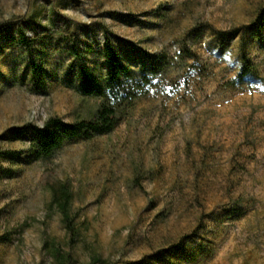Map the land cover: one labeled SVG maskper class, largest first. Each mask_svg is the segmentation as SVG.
I'll return each mask as SVG.
<instances>
[{"label":"rangeland","instance_id":"rangeland-1","mask_svg":"<svg viewBox=\"0 0 264 264\" xmlns=\"http://www.w3.org/2000/svg\"><path fill=\"white\" fill-rule=\"evenodd\" d=\"M4 25L34 41L0 36V264H54L53 240L70 264H264V0H0ZM105 38L134 71L162 65L160 84L109 132L35 156L13 128L89 118L101 100L78 92L80 66L105 75ZM243 51L259 76L228 85Z\"/></svg>","mask_w":264,"mask_h":264},{"label":"trees","instance_id":"trees-1","mask_svg":"<svg viewBox=\"0 0 264 264\" xmlns=\"http://www.w3.org/2000/svg\"><path fill=\"white\" fill-rule=\"evenodd\" d=\"M17 35L10 32V26L0 27V36L7 42H17L24 49L32 47L34 39L28 37L26 33L17 29ZM228 32H221L226 36ZM67 41V50L73 56H80V49ZM70 43V44H69ZM69 44V45H68ZM84 51H91V46L86 43ZM101 52L107 61V70L102 78L94 75L90 68L82 64L80 66L81 83L78 92L83 96H94L100 98V103L87 119L73 122H66L59 117H49L42 125L26 123L13 128L14 136L28 135L30 137L31 152L40 158L51 157L54 152L63 144L67 138L89 134H104L109 132L118 122L119 114L134 101L152 88L158 86L165 75V68L156 61H150L149 65L138 71L132 70L128 65L123 64L108 38L102 43ZM240 67L236 75L229 79L226 84L237 85L246 80L257 79L259 72L256 65L243 51L240 55ZM195 68L196 64L191 65ZM33 82L36 87L43 86V69L35 61L31 63ZM178 84V83H177ZM175 84V86H177ZM55 202L61 216V222L69 241H74L77 237V227L70 211V200L72 192L69 185L62 183L56 187ZM52 256L54 264H70L72 256L69 252H64L61 246L54 240L46 244ZM105 262L100 257H92L89 264Z\"/></svg>","mask_w":264,"mask_h":264}]
</instances>
